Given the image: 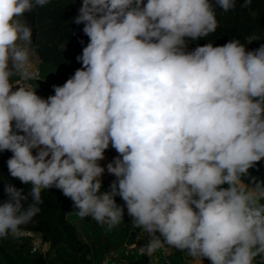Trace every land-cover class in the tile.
Segmentation results:
<instances>
[{
  "label": "clouds",
  "instance_id": "clouds-1",
  "mask_svg": "<svg viewBox=\"0 0 264 264\" xmlns=\"http://www.w3.org/2000/svg\"><path fill=\"white\" fill-rule=\"evenodd\" d=\"M49 2L0 0V153L31 185L5 184L0 239L55 188L109 231L126 208L149 255L167 246L200 264H264V180L250 171L264 161V44L188 49L238 0H81V67L43 98L27 83L39 71L24 17ZM109 146L118 155L101 166ZM105 171L115 179L101 191Z\"/></svg>",
  "mask_w": 264,
  "mask_h": 264
},
{
  "label": "trees",
  "instance_id": "trees-1",
  "mask_svg": "<svg viewBox=\"0 0 264 264\" xmlns=\"http://www.w3.org/2000/svg\"><path fill=\"white\" fill-rule=\"evenodd\" d=\"M242 2L243 0H238L236 7L228 12L217 7L215 9L218 21L216 32L206 38L189 41L188 49L192 50L197 45L202 46L209 42L213 43V46H222L232 39L240 40L245 44L247 51L264 44V0H253L247 9L240 6ZM73 4V0H50L45 6L37 7L25 14L24 19L32 28V48L39 60L41 76L45 82L69 78L77 68L81 67L75 57L81 54L82 47L88 42V37L82 32L83 25L74 23L78 11ZM81 40L83 44L80 43ZM249 41L251 42L248 43ZM33 88L43 98H47L48 90L53 95L49 85L42 81L34 82ZM33 151L35 153V150ZM10 156L11 153L8 151L0 153V203L7 200L4 192L5 184L11 183L17 189H23V194H27L31 189V185H24L9 175L6 161ZM257 167L259 171L250 170L251 175L264 180V161H261ZM41 198L43 200V203L39 205L41 211L21 228L40 232L42 238L49 243L47 254L44 256L32 251L27 242L14 250L22 249L24 246L28 248L33 254L31 264L97 263L110 251L119 252L124 245L134 242L140 233L141 229L133 227L125 208L120 234L117 235L115 228L110 231L107 227L104 228L107 239L96 246V253L92 258L89 244L84 241L77 225L70 219L72 216L69 214V206L72 203L69 198L55 188L42 190ZM115 200L118 205L123 206L124 202L120 197L117 196ZM28 203H31L30 196ZM95 237L98 238L99 235L96 233ZM110 247L114 248L108 249ZM119 253V257L126 259L128 264H148L149 262L146 253L124 254L122 251ZM72 258H75V263L70 262ZM12 264L15 263L12 262Z\"/></svg>",
  "mask_w": 264,
  "mask_h": 264
},
{
  "label": "built area",
  "instance_id": "built-area-1",
  "mask_svg": "<svg viewBox=\"0 0 264 264\" xmlns=\"http://www.w3.org/2000/svg\"><path fill=\"white\" fill-rule=\"evenodd\" d=\"M36 68H38L39 71V79L37 80H29L27 83L31 84L32 87H34V82L36 81H42L44 83H47L49 87L51 88L52 92V86L53 85H62L68 78H65L63 80H52L45 82L44 79L41 76V70L40 67L36 64H34ZM20 79L19 76H14L13 80ZM54 94V92H53ZM118 154L114 149L109 146V149L105 152V160L100 161L101 166H105L108 162H111L113 157L117 156ZM103 184H105L108 188L110 183L115 179L114 176L110 175L105 171V174L102 176ZM159 235V233H157ZM18 240H26L28 245L31 247L32 251H36L42 255H46L49 250V243L46 242L43 238L40 232L33 231L30 229H21L20 233L15 236ZM148 244V237L143 233L142 229L140 230L139 235L136 237V240L130 244L124 245L122 249L119 250V252H123L124 254H143L146 252H142L141 249L146 248ZM118 251H110L105 255V257L93 264H103V262L107 259L108 264H128L126 259L119 257ZM147 254V253H146ZM149 257L148 264H173L172 260L170 259V250L165 246V248L157 249L152 254H147ZM190 259L194 260L192 257L188 256ZM207 260V259H204ZM259 260V258H257Z\"/></svg>",
  "mask_w": 264,
  "mask_h": 264
},
{
  "label": "rangeland",
  "instance_id": "rangeland-1",
  "mask_svg": "<svg viewBox=\"0 0 264 264\" xmlns=\"http://www.w3.org/2000/svg\"><path fill=\"white\" fill-rule=\"evenodd\" d=\"M73 5L76 7V11H78V9L81 6V0H76ZM32 60H33V64H36L39 66V60L36 57L35 53L33 54ZM46 95L47 96L51 95V91L48 90ZM107 190H108V187L105 184H103L101 191H107ZM75 211L76 210L73 208V205H70L69 214L70 216H72V218L70 219L77 225V228L82 238L84 239V241L89 244L90 255L93 258L96 253V246L99 243L105 242L107 239V236L105 235V232L103 230L107 226L105 225L102 227L97 222L92 220L90 217L81 219L75 214ZM121 225L123 226V224L121 223L120 225L114 227L115 230L117 231V235L120 234L119 232H120ZM95 232L99 235L98 238L95 237L96 235ZM26 242L27 241H24V240H17L13 238L12 236H9L5 239H0V245L2 246L0 248V264H12V262L15 264H31L33 254L32 252L28 250V248H25L24 246V248L14 251L15 249H18L19 245H25ZM113 248L114 247H110L108 249H113ZM170 259L174 261V256L170 255ZM70 262L75 263V258H72Z\"/></svg>",
  "mask_w": 264,
  "mask_h": 264
},
{
  "label": "crops",
  "instance_id": "crops-1",
  "mask_svg": "<svg viewBox=\"0 0 264 264\" xmlns=\"http://www.w3.org/2000/svg\"><path fill=\"white\" fill-rule=\"evenodd\" d=\"M168 249L170 250V255L174 256V261L172 260L173 264H200L199 261L189 259L184 252H181L174 248H168ZM202 264H210V261L203 260Z\"/></svg>",
  "mask_w": 264,
  "mask_h": 264
}]
</instances>
